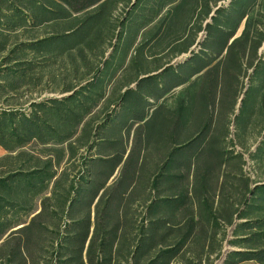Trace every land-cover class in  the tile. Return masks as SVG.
I'll use <instances>...</instances> for the list:
<instances>
[{
	"label": "trees",
	"instance_id": "obj_1",
	"mask_svg": "<svg viewBox=\"0 0 264 264\" xmlns=\"http://www.w3.org/2000/svg\"><path fill=\"white\" fill-rule=\"evenodd\" d=\"M34 143L0 264H264V0H0V146Z\"/></svg>",
	"mask_w": 264,
	"mask_h": 264
},
{
	"label": "rangeland",
	"instance_id": "obj_2",
	"mask_svg": "<svg viewBox=\"0 0 264 264\" xmlns=\"http://www.w3.org/2000/svg\"><path fill=\"white\" fill-rule=\"evenodd\" d=\"M41 86H38L36 89H40ZM45 87V84L42 86ZM24 92V91H22ZM48 94L44 93L42 96H46ZM27 97V96H26ZM25 94L23 95L22 99L20 98L21 101L26 100ZM26 107V106H24ZM43 146L40 144H31L27 147H25L22 151H16V152H8L7 150L3 149L0 146V175L4 174L5 172H7L10 169L15 168L19 161L16 159V155H18V153L20 154L19 156H22L21 158V162H26L27 161V157L31 154H39V155H43L42 152L43 151ZM62 165H64V163H62ZM61 165V166H62ZM60 169V168H59ZM245 170L247 171V173L249 172V174L251 176H255L253 170H252V166L250 165L249 162H247V164L245 165ZM38 207H40V204L37 203Z\"/></svg>",
	"mask_w": 264,
	"mask_h": 264
},
{
	"label": "crops",
	"instance_id": "obj_3",
	"mask_svg": "<svg viewBox=\"0 0 264 264\" xmlns=\"http://www.w3.org/2000/svg\"><path fill=\"white\" fill-rule=\"evenodd\" d=\"M8 173H4V175H1V176H7Z\"/></svg>",
	"mask_w": 264,
	"mask_h": 264
}]
</instances>
